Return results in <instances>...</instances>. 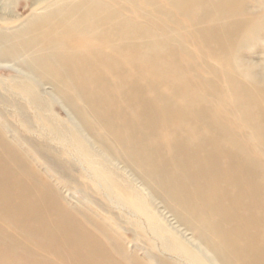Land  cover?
<instances>
[{"label":"bare ground","instance_id":"bare-ground-1","mask_svg":"<svg viewBox=\"0 0 264 264\" xmlns=\"http://www.w3.org/2000/svg\"><path fill=\"white\" fill-rule=\"evenodd\" d=\"M236 1L172 0V3L196 14L198 20L214 23L233 13ZM64 3L49 8L44 17L31 19L27 28L12 33L0 30V60L26 57L30 61L28 69L34 77L29 83L21 82L17 89L32 94L40 81H48L68 102H72L75 93L84 103L85 111L105 130L100 142L106 155L114 160L124 157L129 166L142 170L147 197L161 198L165 209L175 216L182 235L188 231L196 235L198 247L210 264H264V171L258 163L252 162L245 150L240 154L220 150L216 131L231 146H238V142L199 106V98L191 93L172 58H167L164 44L141 40L146 32L138 24L120 20L99 2ZM234 28L233 59L238 65L237 75L246 74L250 78L249 86L239 85L237 77L231 79L236 105L245 119L258 122L256 136L264 146V116L255 109L259 100H264V64L255 69L244 64L240 55L264 32V16H253L247 29L242 30L237 24ZM205 35L211 43L224 48L219 29L210 27ZM93 42L124 54L126 59L141 60L166 83L178 87L185 108L203 119V124L194 122L196 119H190L185 111L167 106L162 95L156 98L166 119H156L141 99L140 90L120 73L117 60L102 52L97 55L80 52ZM109 75L116 79V88L127 86L122 96L126 107L118 102L113 87L106 85ZM160 122L165 123L164 134L173 129L172 134H165L168 142L165 153L156 132V124ZM3 130L5 126L0 123V264L145 263L126 244L107 234L103 226L97 225L95 232L86 225L77 210L45 178L37 176ZM174 164L176 169L172 168ZM190 250L185 248L186 259L197 260ZM144 257L149 264H173L170 258L159 261Z\"/></svg>","mask_w":264,"mask_h":264},{"label":"rangeland","instance_id":"rangeland-1","mask_svg":"<svg viewBox=\"0 0 264 264\" xmlns=\"http://www.w3.org/2000/svg\"><path fill=\"white\" fill-rule=\"evenodd\" d=\"M66 1L0 0V30L12 33L27 28L34 18L44 17L49 8L63 6ZM93 1L103 4L120 20L138 24L146 32L141 40H158L164 44L167 58H172L191 93L199 98V106L238 142V146L233 147L216 131L220 137V150L237 154L245 150L251 161L258 163L264 171V146L256 136L258 122L248 121L237 108L236 90L231 83V79L237 77L239 85H250L248 75H237L238 65L233 59L236 52L234 26L237 24L244 30L252 24L253 16H264V0H235L234 12L214 23L198 20L196 14L178 9L172 0ZM204 8L208 10L209 6ZM210 27L221 31L224 48L206 38L205 32ZM89 51L94 55L102 52L117 60L120 73L140 90L141 99L148 104V110L156 119H166L161 115L156 98L162 95L167 106L183 110L190 119H196L194 122L203 124V119L185 108L180 89L166 83L141 60L126 59L124 54L106 47L103 49L96 42L80 50L86 55ZM240 55L244 64H251L255 69L264 64V32ZM22 58L0 60V123L5 126L3 132L8 141L33 166L37 176L45 178L93 231H98L97 225L103 226L117 242L139 254L144 264H149L144 256L159 261L170 258L173 264H210L207 255L198 247L196 235L190 231L182 235L175 216L165 209L161 198L147 197L142 170L129 166L124 157L114 160L106 155L100 142V137L106 135L105 130L85 111L84 103L75 93L71 96L72 102H68L48 81H40L32 94L17 89L34 77L33 74L30 76L28 69L29 59ZM115 82L116 79L109 75L106 85L113 87L118 102L126 107L122 96L128 88L123 85L116 88ZM257 104L256 111L264 116V100ZM126 112L130 113L128 109ZM163 124L165 126L162 122L156 124V132L165 153L168 146L165 134H172L173 129H167L164 134ZM168 155L171 156L172 152L169 151ZM172 168L176 169V164ZM185 248L191 249L198 261L191 257L186 259Z\"/></svg>","mask_w":264,"mask_h":264}]
</instances>
